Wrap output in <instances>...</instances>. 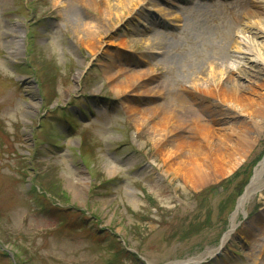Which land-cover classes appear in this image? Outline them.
<instances>
[{"label":"rangeland","instance_id":"rangeland-1","mask_svg":"<svg viewBox=\"0 0 264 264\" xmlns=\"http://www.w3.org/2000/svg\"><path fill=\"white\" fill-rule=\"evenodd\" d=\"M172 2L0 0V264H264V188L218 248L264 158V123L231 157H241L236 166L212 164L191 181L162 156L172 141L160 150L144 112L152 103L173 108L180 88L172 80L207 84L193 72L224 54L229 67H243L239 85L253 89L250 99L263 100L264 0ZM74 10L94 37L72 27ZM141 19L157 23L160 37ZM146 37L159 48L146 51ZM150 62L162 68L153 79L116 95ZM157 84L164 95L148 101L145 86Z\"/></svg>","mask_w":264,"mask_h":264},{"label":"bare ground","instance_id":"bare-ground-1","mask_svg":"<svg viewBox=\"0 0 264 264\" xmlns=\"http://www.w3.org/2000/svg\"><path fill=\"white\" fill-rule=\"evenodd\" d=\"M78 3H84L85 0H75ZM94 8L99 5H107L108 0L101 3L99 0H86ZM132 0H119L120 5L128 7ZM150 1V0H149ZM174 0H167L173 3ZM202 1V0H201ZM205 1V0H203ZM253 2V1H252ZM255 3V2H254ZM172 5H175L174 3ZM86 6V5H85ZM252 7V6H251ZM247 15L260 18L261 11L247 9ZM108 14V11L106 9ZM136 13L134 12V15ZM74 18L71 25L80 33L85 30V34L89 37H94L95 30L82 29L83 26L78 18L77 11L74 10ZM144 16L139 13L136 15ZM176 17V16H175ZM175 17H169L173 19ZM141 26H147L151 32L152 39L160 37V30L156 27L157 23L147 24L145 19H141ZM17 28V29H16ZM95 29V28H94ZM13 31L20 33L18 25ZM251 32L252 29L248 28ZM141 31L138 32V35ZM145 50L151 51L154 48H159L157 43L151 38H145ZM161 54L162 51H158ZM109 62L105 65L107 71L112 70L115 66V58L110 55ZM228 55L224 54L210 67H199L193 75L197 78H207V84L200 87H189L182 82H175L174 85H179V93L176 95V104L170 108L162 103L148 105L144 112L148 115L150 122H154L150 127L152 131L157 133V145H160V150L167 149L169 142L172 141L170 148L162 151V156L171 165L183 168L188 179L191 181H199L208 176L209 166H228L229 170L236 166L241 157L231 158L235 154L249 146L250 136L258 130L259 124L264 123V98L263 100H252L249 95H253V89L248 86L239 85V74L243 72V67L233 69L227 65ZM157 62V61H155ZM150 70L131 73V82H122L119 89L116 90V95L126 92L127 88L133 91L138 90L141 84H147L148 81L154 78L153 72H159L161 66L155 69L152 62L149 63ZM167 71L174 72L175 66L172 63L164 65ZM131 70V69H130ZM141 81V82H139ZM205 81V82H206ZM146 98L153 100L156 96H163L164 92L159 84L146 85L143 91ZM138 97V95H136ZM140 100V99H139ZM222 104L228 105L232 110L238 109L240 112L247 114L246 119L237 120L232 113L222 108ZM208 122L216 124L218 127L213 128ZM211 127H210V126ZM153 133V134H155ZM224 158L229 161L222 162ZM231 158V159H230ZM211 161V162H209ZM208 163V164H207ZM264 188V158L255 167L253 174L250 177L249 183L246 185L243 193L238 197L234 213L231 216V223L228 231L223 235L220 242L222 246L226 245L227 240L232 234L235 227L237 214L242 212L245 204L255 193H261ZM225 249L220 250L222 252ZM217 249L208 250L205 256H214ZM194 260V259H192Z\"/></svg>","mask_w":264,"mask_h":264},{"label":"trees","instance_id":"trees-1","mask_svg":"<svg viewBox=\"0 0 264 264\" xmlns=\"http://www.w3.org/2000/svg\"><path fill=\"white\" fill-rule=\"evenodd\" d=\"M235 175H238V174H235ZM234 177V176H233ZM232 177V178H233ZM147 199L149 200V203L150 204H154L155 202L150 198V197H147ZM107 264H112V263H107Z\"/></svg>","mask_w":264,"mask_h":264},{"label":"water","instance_id":"water-1","mask_svg":"<svg viewBox=\"0 0 264 264\" xmlns=\"http://www.w3.org/2000/svg\"><path fill=\"white\" fill-rule=\"evenodd\" d=\"M188 262H190V261H184V262H180V263H178V264H186V263H188Z\"/></svg>","mask_w":264,"mask_h":264}]
</instances>
